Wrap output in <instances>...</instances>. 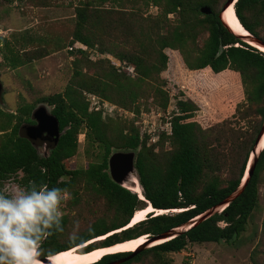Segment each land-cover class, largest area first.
Segmentation results:
<instances>
[{
  "label": "trees",
  "instance_id": "trees-1",
  "mask_svg": "<svg viewBox=\"0 0 264 264\" xmlns=\"http://www.w3.org/2000/svg\"><path fill=\"white\" fill-rule=\"evenodd\" d=\"M104 1L81 0L74 6L68 44L78 42L95 47L122 65L132 66L133 74L108 58L89 60L84 50L74 48L81 56L74 58L73 71L64 89L40 98L51 107L50 113L56 117L61 132L57 143L42 155L20 133L23 122H33V104H22L15 112L0 107V190L8 177L20 172L15 181L21 187L35 182L59 187L69 194L63 203L67 208H62L64 230H53L42 241L41 257L109 232L82 251L138 235L185 228L191 223L169 239L133 250L134 255L119 264L140 263L146 255L151 256L148 264H170L164 255L178 252L188 244L233 242L245 231L258 207L259 184L264 177V146L252 155L247 167L264 124V52L242 40L221 20L219 12L224 0H137L156 5L160 15L155 17L144 16L138 8L106 7ZM31 5L45 6L48 0H35ZM202 6H208L210 12L202 13ZM233 10L246 32L264 45V0H236ZM201 36L203 40L197 42ZM3 43H7L5 39L1 40ZM25 43L21 57L11 59L12 67L49 53L46 47ZM166 48L173 57H181L188 70L209 68L215 74L238 73L243 99L236 103L234 111L239 113L244 126L233 128L213 123L203 127L192 120L198 108L196 102L175 98V109L165 121L170 124L169 131L165 124L160 133L141 130L137 123L141 115L148 116L155 110L151 106L149 111L139 110L135 104L138 99L144 97L161 110L169 104L160 76L168 61ZM237 81L235 75H229L221 83L236 87ZM83 91L132 111L131 122L103 119L100 110L88 111ZM134 104V110L129 109ZM81 133L85 142L101 148L96 153L97 161L75 167L68 164V159L76 153ZM152 136H156L153 141ZM113 148L136 149L134 165L140 195L109 177L107 158ZM236 191L237 195L224 203ZM146 205L165 211L150 212L145 219L125 227L133 212ZM210 210L211 214L199 219ZM75 222H79L83 243L70 247L67 236ZM119 254L127 256L130 251L104 255L97 263Z\"/></svg>",
  "mask_w": 264,
  "mask_h": 264
},
{
  "label": "rangeland",
  "instance_id": "rangeland-1",
  "mask_svg": "<svg viewBox=\"0 0 264 264\" xmlns=\"http://www.w3.org/2000/svg\"><path fill=\"white\" fill-rule=\"evenodd\" d=\"M34 1L0 0V36L1 40L5 39L7 42L1 44L0 40V82L3 89L0 107L4 111L15 112L20 105L28 103L33 104V109L44 104L50 111L51 107L41 102L40 98L64 89L73 71L74 58L81 56L74 51V48L79 47L69 49L68 44V34L74 20V6L81 0H48V5L45 6L31 5ZM103 6H115L124 10L138 8L144 16L155 17L160 15V9L152 2L143 4L137 0H105ZM169 18H173L172 13L169 14ZM25 31L28 33H24ZM26 36H31L32 39L28 40ZM202 37H198L197 42H201ZM25 41L31 42L29 43L30 47L32 45L46 47L49 53L41 58L12 67L10 65L11 59L16 58V55L21 57L22 49L26 44ZM54 43H60V45L57 46ZM92 50H84L89 60L108 58L116 63L115 58L110 54L101 53L102 57H97L95 55L97 49L94 47ZM164 53L167 54L168 61L160 76L164 80V89L168 92L169 104L166 110H161L155 105L147 103L148 99H144V97L138 99L135 104H138L139 110L149 111L148 107L151 106L159 113L154 116L151 114L145 116L146 123H143V119L141 123H138L141 124V130L149 126L155 128L149 129L151 133H160L165 121L175 109V98H190L196 102L198 108L193 112L192 120H196L203 127L213 123H225V125L233 128L239 125L244 126L243 120L239 118V113L234 111L236 103L243 99V87L238 73L224 71L215 74L209 68L188 70L185 68L181 57H173L167 48L164 49ZM119 66H122L120 68L127 72L126 67L129 65H122L120 62ZM229 75L237 77L236 87L230 86L229 83H221ZM135 104L129 109L134 110ZM131 112L121 108L110 118L113 121L128 123L133 118L134 113ZM30 130L31 128L21 129L20 133L31 139V136L28 135ZM82 134H80V143L76 153L68 159V164L71 166L84 167L88 162L99 159L96 153L101 147L85 142L84 134ZM32 141L40 155L48 152L44 143L36 142L35 139ZM165 146H168L167 142H165ZM114 150L119 149L113 148L111 152ZM20 174L19 172L8 177L3 182L1 189L14 191L21 187L15 181V178ZM62 208L67 207L63 204ZM263 223L264 177L259 184L258 207L249 219L245 231L236 240L229 244L225 242L191 243L178 252L165 254L164 257L169 260L170 264H252L253 261L264 264ZM157 242L140 246L138 250L146 249ZM150 259L151 256L146 255L144 261L129 264H148Z\"/></svg>",
  "mask_w": 264,
  "mask_h": 264
},
{
  "label": "clouds",
  "instance_id": "clouds-1",
  "mask_svg": "<svg viewBox=\"0 0 264 264\" xmlns=\"http://www.w3.org/2000/svg\"><path fill=\"white\" fill-rule=\"evenodd\" d=\"M68 198L64 189L35 182L14 191L0 190V264H39L42 241L53 230H64L62 205ZM67 241L70 247L83 243L79 222Z\"/></svg>",
  "mask_w": 264,
  "mask_h": 264
},
{
  "label": "water",
  "instance_id": "water-1",
  "mask_svg": "<svg viewBox=\"0 0 264 264\" xmlns=\"http://www.w3.org/2000/svg\"><path fill=\"white\" fill-rule=\"evenodd\" d=\"M235 1L236 0H225L224 4L222 5L221 10L219 12V16L221 15V12L227 6H229L230 4H233ZM200 11L204 14H207L210 12V9L208 6H202L200 8ZM238 36L242 40H244L247 43L258 48L259 50H261V49L256 44L264 46L263 44H261L260 42L255 40L250 33H248V35H242V36L238 35ZM244 38H247L248 40H245ZM0 40H1V36H0ZM261 51L264 52V50H261ZM1 97H2V84L0 82V100H1ZM31 117H33L36 121L35 124L32 125V127H31V132H32L33 138H31V139L29 137H27V138L31 142H33L32 140H34V139H35V141L42 142V143L44 141H47L48 142L47 146L53 147L57 143L58 138H59L60 133H61L59 131V128H58V121H57L56 117L52 113H50V111L47 110L46 105H44V104H41V105L37 106L35 109H33L32 113H31ZM263 134H264V124H263L261 130L259 131L257 138L255 140V147L252 150V155L258 154L259 151L256 152V146H257L259 140L261 139V137L263 136ZM135 156H136V149H126V150L119 149V150H114L109 154V156L107 158V171H108L109 177L111 178V180L113 182H115L116 184L121 185V186H126L125 185L126 182L132 183V181H130V177L134 176L137 178V171H136V168L134 165ZM248 171H249V169L247 170V172ZM237 193H238V191L234 192L227 200L224 201V203H227L229 200L233 199L235 197V195H237ZM220 208H221V206H220ZM211 211L212 210L202 214L199 217V219H203V218L207 217L209 214H211ZM194 221L195 220H191V222H194ZM190 225H192V223ZM190 225L185 227V228H174L170 231L163 232V233H160L157 235L146 236L145 237V243H143L141 246L151 244L152 242L157 241V240L169 239L170 237L177 235L182 229L185 230V229L189 228ZM126 240H128V239H126ZM164 240H162V241H164ZM119 242H121V241H119ZM106 246H110V245H106ZM99 247H105V245L99 246ZM82 249H79L78 251L79 252H88V251L92 250V249H90L88 251H82ZM134 253H135V251H132L126 257L119 259L117 261L106 263V264L122 263V262L128 260L129 258H131L134 255ZM54 254H56V253H53V254L48 255V256H42V257H40L39 261H41L44 264H51L50 257L53 256Z\"/></svg>",
  "mask_w": 264,
  "mask_h": 264
},
{
  "label": "bare ground",
  "instance_id": "bare-ground-1",
  "mask_svg": "<svg viewBox=\"0 0 264 264\" xmlns=\"http://www.w3.org/2000/svg\"><path fill=\"white\" fill-rule=\"evenodd\" d=\"M221 20L236 34V35H248L246 30L241 26L238 19L236 18L233 10V4H230L227 6L220 15ZM245 40H248L247 38H244ZM261 50H264V46L256 44ZM264 146V134L259 140L257 146H256V152H258L262 147ZM251 157L248 161V166L251 161ZM247 173V170L245 172V175ZM130 181L132 183H125L126 187L131 189L133 192L140 195L141 188L139 186L138 180L136 177L132 176L130 177ZM164 209H154L150 205H146L142 208L136 209L132 217L130 218V221L127 223L125 227H129L133 225L134 223H137L138 221H141L142 219H145V216H147L148 213L154 212V213H161L164 212ZM122 229V228H121ZM118 231V229H117ZM111 233V232H109ZM107 233V234H109ZM107 234L99 235L97 237H94L85 243L74 246L72 248H69L67 250H62L54 254L50 257L51 264H88L90 262H95L96 260H100L105 254L110 253H117V252H126V251H133L137 248H139L143 243H145V237L146 235H139L134 238H130L128 240H124L121 242H116L110 246L105 247H96L88 252H79V249L84 248V246L88 245L89 243L98 242L99 240L104 239ZM164 239H161L159 242H161ZM153 243V242H152ZM141 244V245H140ZM98 260V261H99ZM97 262V261H96ZM39 264H44L41 261H39ZM92 264V263H91Z\"/></svg>",
  "mask_w": 264,
  "mask_h": 264
},
{
  "label": "built area",
  "instance_id": "built-area-1",
  "mask_svg": "<svg viewBox=\"0 0 264 264\" xmlns=\"http://www.w3.org/2000/svg\"><path fill=\"white\" fill-rule=\"evenodd\" d=\"M73 47H79L81 50H88V51L92 50V48H88V46L84 45L83 43H75V45L69 46V49H73ZM102 54L99 53L98 51H95V55L97 57L98 56L102 57ZM115 60H116L115 65H117V67H121V66H119L120 65V61H118L117 59H115ZM126 69H127L128 73L133 74V67L132 66H127ZM82 94L84 96V99L88 102V111L100 110L101 116L103 118H105V117H113L115 112H117L119 109H121L116 104H114V103H112V102H110V101H108L106 99L100 98L99 96H97V95H95L93 93H89V92L83 91ZM150 114H151V116H154L155 114L158 115L159 113L156 112V111H152V112H150ZM141 116H142V119H143V123H146L147 120L144 117L147 116V114L143 113ZM142 119H141V121H142ZM141 121H137V123H140ZM165 127H166V129L168 131L170 130V124L168 122L165 123ZM144 129H147V131H150L149 129H155V128H150L148 126L147 128H144ZM80 137L81 136L79 134L78 141H79ZM155 139H156V136H152V141L155 140Z\"/></svg>",
  "mask_w": 264,
  "mask_h": 264
},
{
  "label": "flooded vegetation",
  "instance_id": "flooded-vegetation-1",
  "mask_svg": "<svg viewBox=\"0 0 264 264\" xmlns=\"http://www.w3.org/2000/svg\"><path fill=\"white\" fill-rule=\"evenodd\" d=\"M31 118H32L33 122H23L21 124L20 130L21 129H25V128H31L32 125L35 124V122H36L35 119L33 117H31ZM28 135L31 136V138H33L31 130H30V134H28ZM43 143L48 148V146H47L48 142L44 141ZM19 176H21V175H19ZM124 257H126V255H122V254H119V255H116V256H109V257H106L102 262L96 263V264H106V263H110V262H113V261H117V260L122 259Z\"/></svg>",
  "mask_w": 264,
  "mask_h": 264
}]
</instances>
